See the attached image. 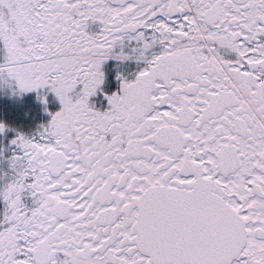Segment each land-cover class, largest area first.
Listing matches in <instances>:
<instances>
[{"label":"snow or ice","instance_id":"1","mask_svg":"<svg viewBox=\"0 0 264 264\" xmlns=\"http://www.w3.org/2000/svg\"><path fill=\"white\" fill-rule=\"evenodd\" d=\"M0 87V264H264V0H0Z\"/></svg>","mask_w":264,"mask_h":264},{"label":"flooded vegetation","instance_id":"2","mask_svg":"<svg viewBox=\"0 0 264 264\" xmlns=\"http://www.w3.org/2000/svg\"><path fill=\"white\" fill-rule=\"evenodd\" d=\"M134 67V65L129 64L127 66L128 70H131V68ZM104 70L106 72L107 80H106V91H111L113 88H116L117 82L113 79V76L115 74V68L113 66V62L109 61L105 64ZM36 92H29L27 93V96H29L30 101L35 103V107L31 106L29 109L28 118H32L31 121H25L23 122L20 120L19 123L9 122L7 125L10 126L11 129H16L18 131L24 132V133H32L34 132L38 126L41 123H46L48 119H50L48 113L43 111L44 105H42L37 99H36ZM48 105L57 104L58 101L55 99V97L52 94L48 95ZM47 105V107H48ZM1 116V115H0ZM0 121H2V118L0 117ZM4 122V121H3ZM15 135L14 131L6 130L5 133L0 134V149H3L4 156H8L11 154L12 146L9 144L10 139ZM0 168H7V162L3 157H0Z\"/></svg>","mask_w":264,"mask_h":264},{"label":"rangeland","instance_id":"3","mask_svg":"<svg viewBox=\"0 0 264 264\" xmlns=\"http://www.w3.org/2000/svg\"><path fill=\"white\" fill-rule=\"evenodd\" d=\"M29 96L27 93L20 96L11 94L10 90L6 87H0V117L5 124L9 122L19 123L20 120L23 122L31 121L32 118H28L27 112L31 106L35 107V103L29 102ZM59 104H50L48 108L51 111L57 110ZM20 119V120H18Z\"/></svg>","mask_w":264,"mask_h":264}]
</instances>
